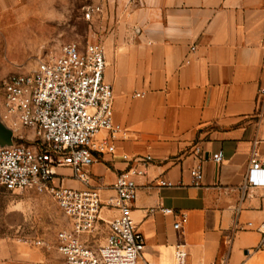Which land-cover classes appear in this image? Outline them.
<instances>
[{
    "label": "crops",
    "instance_id": "crops-1",
    "mask_svg": "<svg viewBox=\"0 0 264 264\" xmlns=\"http://www.w3.org/2000/svg\"><path fill=\"white\" fill-rule=\"evenodd\" d=\"M108 2L105 80L125 134L116 153L99 155L91 176L103 178L107 197L136 157H153L136 177L133 204L143 256L153 264H176L179 244L189 264H264L257 230L264 187L244 188L255 146L264 161V0ZM198 166L200 184L192 174ZM59 172L68 186L84 187L71 168ZM103 213L111 219L116 211ZM180 214L187 221L177 230Z\"/></svg>",
    "mask_w": 264,
    "mask_h": 264
},
{
    "label": "built area",
    "instance_id": "built-area-1",
    "mask_svg": "<svg viewBox=\"0 0 264 264\" xmlns=\"http://www.w3.org/2000/svg\"><path fill=\"white\" fill-rule=\"evenodd\" d=\"M97 11L100 7L91 6L87 18ZM106 66L103 44L69 42L58 55L41 59L33 71L9 77L0 96V113L13 130V145L0 146V188L14 194L52 196L69 221L57 235L58 251L67 264H153L143 256L146 239L133 218L138 197L136 177L147 174L153 157H136L117 175L113 193L107 197L103 196V178L94 179L89 172L99 155L116 153L115 141L125 134L114 118V90L105 80ZM21 129L32 130L37 140L25 142ZM123 158L130 159L128 155ZM222 159V153L214 156L218 162ZM63 167L71 168L72 177L84 187L68 186L69 176L59 172ZM192 174L200 184L201 166ZM161 184L172 185L168 181ZM259 187H264V161L255 146L244 188ZM105 208L116 211L109 220L103 213ZM162 211L175 212L164 207ZM186 221L187 216L180 214L175 229L181 230ZM105 223V241L91 243L90 238ZM257 230L262 247L264 221ZM31 242L43 244L41 239ZM175 258L176 264H189L182 244L177 245Z\"/></svg>",
    "mask_w": 264,
    "mask_h": 264
},
{
    "label": "rangeland",
    "instance_id": "rangeland-1",
    "mask_svg": "<svg viewBox=\"0 0 264 264\" xmlns=\"http://www.w3.org/2000/svg\"><path fill=\"white\" fill-rule=\"evenodd\" d=\"M7 2L8 7L0 10V96L11 75L33 71L41 59L58 55L64 44L103 43L102 12L108 0ZM91 6L100 7V11L87 18ZM20 132L25 142L37 140L32 130ZM68 225L49 194H14L0 188V264H67L58 251L57 235ZM106 234L105 223L90 238L91 243L102 244ZM36 239L43 244H32Z\"/></svg>",
    "mask_w": 264,
    "mask_h": 264
},
{
    "label": "water",
    "instance_id": "water-1",
    "mask_svg": "<svg viewBox=\"0 0 264 264\" xmlns=\"http://www.w3.org/2000/svg\"><path fill=\"white\" fill-rule=\"evenodd\" d=\"M13 145V130L6 125L0 113V146Z\"/></svg>",
    "mask_w": 264,
    "mask_h": 264
}]
</instances>
